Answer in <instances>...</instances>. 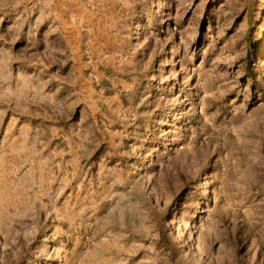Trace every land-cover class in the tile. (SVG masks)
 Masks as SVG:
<instances>
[{"label":"rangeland","instance_id":"rangeland-1","mask_svg":"<svg viewBox=\"0 0 264 264\" xmlns=\"http://www.w3.org/2000/svg\"><path fill=\"white\" fill-rule=\"evenodd\" d=\"M0 264H264V0H0Z\"/></svg>","mask_w":264,"mask_h":264}]
</instances>
